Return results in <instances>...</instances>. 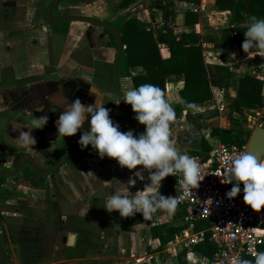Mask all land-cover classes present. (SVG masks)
Returning a JSON list of instances; mask_svg holds the SVG:
<instances>
[{"label": "crops", "instance_id": "1", "mask_svg": "<svg viewBox=\"0 0 264 264\" xmlns=\"http://www.w3.org/2000/svg\"><path fill=\"white\" fill-rule=\"evenodd\" d=\"M51 1L0 0V152L6 153L7 148L20 149L15 140L19 130H13V125H29L35 116L44 114L48 117L46 124L32 129L36 143L32 147H22L23 150L41 158L42 149L52 150L60 142L65 148L69 142H76L80 129L63 137L56 131L55 121L67 98L68 102L79 98L83 104L94 103L96 98L103 99V106L111 110L109 117L119 125V130L131 129L134 135L133 113L123 104L113 102L118 99L113 78L107 68L98 69L95 63L111 62L113 65L117 44L110 39L104 26L78 20L68 21L66 26L49 24L44 13ZM93 1L63 0L55 6L52 16L62 18L68 9L69 16H92L109 22L126 13L147 25L155 19L156 26L161 19V11L148 13L150 18L145 14L141 17L143 12L137 7L141 0L116 14L115 11L120 9L119 0H102L103 3L98 5L102 8L100 15L82 13L91 8ZM175 3L176 8L171 2L170 8L174 11L169 17L174 30H193L201 43L204 62L225 65L234 71L228 90L211 87L209 99L191 104L179 94L184 85L182 73H171L164 79V96L170 100L176 114L175 120L170 122V139L180 152L193 155L208 151L212 144L220 141L209 133L211 126H229V104L235 99L239 76L253 74L264 83V57L251 52L248 57L241 44L216 45L205 39L220 28L231 27L229 12L218 10L214 0L195 3L176 0ZM60 4L64 6L56 9ZM187 11L197 14L193 25L185 24ZM159 52L162 58L169 56L163 43L159 44ZM124 71L118 75L121 94L134 87L131 77L124 75ZM129 72L141 76L144 69L138 65ZM91 87L100 96L90 92ZM226 93L230 95L224 97L227 102H221L220 97ZM241 112L242 118H247L251 125L257 120L264 124V106L242 107ZM253 112H258L259 118L252 119ZM140 126L139 133L144 129ZM87 128L86 120L82 129L86 131ZM138 169L142 166L127 169L119 166L114 158H100L90 147L85 146L74 153L53 176L46 203L39 202V214L14 213L16 226L10 229L14 235L13 264H178L179 254H186L181 240L185 228L182 204L177 202L174 213H157L148 221L140 213L121 217L117 210L108 212L103 207V202L113 191L134 194L142 190L149 182L146 171L144 180L137 179L135 184L128 185L129 177L135 179L133 173ZM177 174L162 178L159 188L162 195L177 196ZM197 244L193 246L195 254H206ZM185 261L189 264L186 256Z\"/></svg>", "mask_w": 264, "mask_h": 264}, {"label": "clouds", "instance_id": "2", "mask_svg": "<svg viewBox=\"0 0 264 264\" xmlns=\"http://www.w3.org/2000/svg\"><path fill=\"white\" fill-rule=\"evenodd\" d=\"M244 27L245 39L241 42V49L248 57H251L250 52L264 57V18L251 15ZM93 90L95 89L91 87L90 92L97 97L98 92ZM121 100L130 104L135 113L134 119L144 126L142 132L135 136L131 129L121 132L119 125L109 117L111 110L103 106V99L96 98L94 103L83 104L79 98L72 99L71 102L67 98L63 111L55 121L58 136H70L80 129L77 143L81 149L90 145L98 157L114 158L119 166L127 169L141 165L142 169L133 173L135 179L129 177L128 185L135 184L137 179L144 180L143 173H148L149 182L142 190H137L134 194L113 191L103 202L106 211L117 210L121 217L140 213L145 221L157 213L170 215L174 213L178 201L175 196H165L159 192L162 178L180 172L181 187L190 192V189L198 187V181L204 176L201 175L199 163L193 157L180 152L170 139V122L175 120L176 114L170 100L165 98L159 86L142 83L130 87L113 102L119 104ZM47 119L44 114L35 116L29 125H13V130H19L15 139L18 145L32 147L36 143L32 129L42 128ZM86 120L88 128L85 131L82 125ZM88 173L93 175L90 171ZM229 173L222 182L235 183L225 192V196L233 198L238 192H242L243 202L251 209L259 211L264 206V158L245 151L231 159ZM239 182L243 184L242 189ZM231 264H264V251L257 252L252 260L234 257Z\"/></svg>", "mask_w": 264, "mask_h": 264}, {"label": "trees", "instance_id": "3", "mask_svg": "<svg viewBox=\"0 0 264 264\" xmlns=\"http://www.w3.org/2000/svg\"><path fill=\"white\" fill-rule=\"evenodd\" d=\"M64 1L79 2L81 0ZM135 1L137 0H119L118 7L125 9ZM182 1L199 2V0ZM169 5H171L170 0L164 5L157 2L150 6L161 10V19L153 28L128 13L120 15L110 22L118 31L122 44L125 45L120 52L117 76L121 70L125 69L124 75L131 77L134 87L142 83H151L159 86L164 94L165 77L171 73H182L184 85L179 94L187 104L209 99L212 94L211 87L228 90L234 71L225 65L204 62L197 33L193 30L176 32L172 24L167 21L174 11ZM214 5L218 10L229 12V25H231L228 28H220L216 30V33L205 37L207 41H212L216 45H223L226 42L241 44L245 39L243 31L248 17L255 15L258 18H264V0H214ZM67 16L69 14L66 12L64 17ZM196 21L197 14L195 12H185V24L193 25ZM61 24L66 26L67 22ZM104 30L116 44V38L110 28L104 25ZM216 38H219L218 42H215ZM161 43L165 44L169 50L167 58H162L160 55L159 44ZM86 56L89 57V55ZM95 63L98 69L107 68L112 77L113 65L111 62L95 61ZM138 65L143 67V75H132L129 69ZM120 104L122 105L121 102ZM258 106H264L262 80L253 74L239 76L235 99L229 104L230 112L227 115L229 126H211L209 133L217 136L223 143L236 145L246 143L250 129L243 126L241 108H257ZM233 113L235 114L233 115ZM203 222L198 221L197 228L205 227L206 222ZM197 247L208 255L214 250L213 245L206 238L200 241ZM259 251H264V245L259 246ZM253 258L246 257L245 259L252 260ZM178 264H187L184 252L178 256Z\"/></svg>", "mask_w": 264, "mask_h": 264}, {"label": "built area", "instance_id": "4", "mask_svg": "<svg viewBox=\"0 0 264 264\" xmlns=\"http://www.w3.org/2000/svg\"><path fill=\"white\" fill-rule=\"evenodd\" d=\"M259 116L258 112H253L251 118ZM259 125L264 124L260 121ZM245 151L246 143L236 145L217 141L208 151L189 155L198 161L201 175H204L198 181V187L189 192L181 187L180 172L175 178L179 186L176 199L185 208L181 240L189 264H231L237 256L244 259L254 257L259 246L264 244V206L259 211L251 209L243 202L242 192L227 198L225 192L235 182H222L230 174L231 159ZM239 187L242 189V182H239ZM198 221L206 222V226L197 228ZM204 238L214 250L209 255H196L193 246Z\"/></svg>", "mask_w": 264, "mask_h": 264}, {"label": "flooded vegetation", "instance_id": "5", "mask_svg": "<svg viewBox=\"0 0 264 264\" xmlns=\"http://www.w3.org/2000/svg\"><path fill=\"white\" fill-rule=\"evenodd\" d=\"M74 143L75 141L69 142L65 148H62L60 142L52 150L42 149L41 158L23 150L22 147L17 150L7 148L6 153L0 152V212H3L2 208H4V212L14 218H16L14 213L39 214L41 209L39 202L46 203L50 191L49 185L63 164L53 169L50 167L61 160ZM25 154L26 158H22ZM31 206L32 208L26 209ZM13 240L14 235L8 229L5 234L0 230V248L3 251L0 264H13Z\"/></svg>", "mask_w": 264, "mask_h": 264}, {"label": "water", "instance_id": "6", "mask_svg": "<svg viewBox=\"0 0 264 264\" xmlns=\"http://www.w3.org/2000/svg\"><path fill=\"white\" fill-rule=\"evenodd\" d=\"M59 2H61V0H52L45 10L44 15H45L46 20L49 24H57V23H64V22H68V21L78 20V21H84V22L90 23V24L95 25V26L105 25V26L109 27L110 30L112 31V33L114 34V36L116 38V44L117 45H116V52H115V56H114V60H113L112 78H113V84H114V88H115L117 97L119 98L122 94H121L120 87H119L117 71H118L119 56H120V52L122 49V41L120 39L118 31L115 29V27L108 20L98 19V18H94L92 16H69V17H62V18H53L52 11ZM120 102L125 107H127L135 116V113L131 110L130 104H126L123 100H121ZM139 127H140L139 122L135 120L134 136L137 133H139ZM77 141L73 144V146L68 151V153L65 154V156L61 160H59L56 164L52 165L50 167V169H53L59 165L64 164L69 159V157L72 155V153L79 146ZM86 147L91 148L90 145H86ZM246 151L253 153V154H257L261 158H264V127L258 125V126H255L253 128V130L249 134L248 139L246 141ZM24 157L26 158V154L22 156V158H24ZM2 256H3V251L0 248V258Z\"/></svg>", "mask_w": 264, "mask_h": 264}, {"label": "rangeland", "instance_id": "7", "mask_svg": "<svg viewBox=\"0 0 264 264\" xmlns=\"http://www.w3.org/2000/svg\"><path fill=\"white\" fill-rule=\"evenodd\" d=\"M176 1V0H175ZM175 1L174 0H171V2H172V4H173V7H174V5L176 4L175 3ZM94 3H93V5H91V8L89 9V10H86L85 12H82V13H88V14H90V15H100V14H98L99 12H101V6H99L98 7V5L99 4H102L103 2H102V0H94L93 1ZM157 2H161V4H166L167 3V0H141V3L139 4V5H137V7L138 8H141V12H143V13H140V16L141 17H143V14H145V17H149L148 16V13H150V12H157V11H161L159 8H151L150 6L152 5V4H156ZM187 2V1H186ZM64 5H62V4H60L59 6H57L56 7V9H58L59 7L61 8V7H63ZM170 6V5H169ZM118 8H120V7H118ZM174 8H176V7H174ZM55 9V10H56ZM55 10H54V12H55ZM122 11V9L120 8L119 10H117V11H115V14L116 13H119V12H121ZM130 12H133L132 10H130ZM134 12H136V9H135V11ZM145 12V13H144ZM67 13H69V11H68V9H67ZM113 15V14H112ZM112 15H110V16H108L109 18L110 17H112ZM103 16H105V15H103ZM100 17V16H99ZM158 17V19H159V16H156V18ZM150 18V17H149ZM155 20V19H154ZM154 20H152L151 22L152 23H150V26L153 28V26H155V23H153L154 22ZM167 21L168 22H170L171 24H172V22L170 21V19H169V17L167 18ZM62 25V24H61ZM95 26V25H94ZM102 26H104V25H102ZM172 26H173V24H172ZM175 27V26H174ZM176 30H178V29H176ZM205 32L207 33L208 32V29L207 28H205ZM260 74H262V73H260ZM264 91V83L262 84V93H264L263 92ZM228 92V91H227ZM229 95V93H226V95L224 96H221L220 97V101L221 102H227V99L225 100V98L224 97H226V96H228ZM230 96V95H229ZM228 108H227V105H226V110H227ZM226 112V111H225ZM224 114V112L222 113V115ZM243 126L246 128V129H250V132H249V134L251 133V131L253 130V128L255 127V126H258V123H259V121L260 120H257L256 122H255V124H252L251 125V123L252 122H249L248 120H247V118L245 119L244 118V116H243ZM248 139V138H247ZM81 150V147L80 146H78L77 147V149H76V152H79ZM75 152V153H76ZM171 185V184H170ZM169 189H170V187H169ZM171 194H173L172 192H171ZM29 208H32V206L31 207H26V209H29ZM4 208H2V211L3 212H0V230L3 232V234H5V231L8 229L9 231H10V229L13 227H15L16 226V220H15V218L14 217H10L7 213H5L4 212V210H3ZM5 236V235H4ZM6 237V236H5ZM6 240H7V238H6ZM6 242H8V241H6Z\"/></svg>", "mask_w": 264, "mask_h": 264}]
</instances>
